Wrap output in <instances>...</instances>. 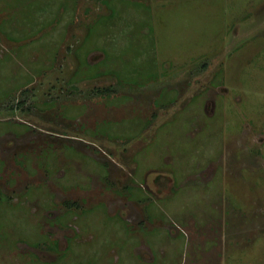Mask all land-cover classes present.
Returning a JSON list of instances; mask_svg holds the SVG:
<instances>
[{
  "label": "rangeland",
  "instance_id": "1",
  "mask_svg": "<svg viewBox=\"0 0 264 264\" xmlns=\"http://www.w3.org/2000/svg\"><path fill=\"white\" fill-rule=\"evenodd\" d=\"M0 194V264H264V0H0Z\"/></svg>",
  "mask_w": 264,
  "mask_h": 264
},
{
  "label": "trees",
  "instance_id": "2",
  "mask_svg": "<svg viewBox=\"0 0 264 264\" xmlns=\"http://www.w3.org/2000/svg\"><path fill=\"white\" fill-rule=\"evenodd\" d=\"M151 55H153V54H151ZM155 56V55H154ZM153 59V58H152ZM157 64V59H156V57H155V59H153V60H151V63L150 64H148L147 65V67H145L144 68V71H143V68L141 67V68H139V71L142 73V74H145V76H147L148 77V74L150 75V74H152V75H154L155 74V71L153 70V65H156ZM149 69V71H147ZM107 89V88H106ZM2 199H4V197H3V195L2 194H0V201L2 200Z\"/></svg>",
  "mask_w": 264,
  "mask_h": 264
}]
</instances>
